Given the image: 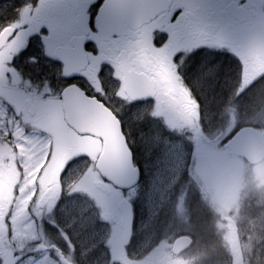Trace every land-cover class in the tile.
Wrapping results in <instances>:
<instances>
[{"label":"flooded vegetation","instance_id":"1","mask_svg":"<svg viewBox=\"0 0 264 264\" xmlns=\"http://www.w3.org/2000/svg\"><path fill=\"white\" fill-rule=\"evenodd\" d=\"M161 2L165 9L149 23L102 38L95 24L105 0H0V10L6 11L0 34L13 30L0 49V219L5 229L0 264L219 263L217 253L192 261L187 256L192 246L173 255L174 241L187 236L196 244L194 236L186 230L175 239L167 236L173 230L170 216L150 215L138 201L165 147L172 145L181 171L173 195L184 205L191 195L189 183L182 180L190 174L191 131L216 133L223 113L244 119L237 102L247 105V115L262 123L256 127L264 133V0ZM80 50L86 67L65 77L59 53L78 55ZM220 69L231 72L236 89L227 106L211 114L207 85ZM70 87L97 100L119 122L139 171L135 187L122 190L89 177L102 142L65 122L62 95ZM29 147L44 157L32 170L20 161ZM99 181L102 190L95 187ZM98 192L116 196L113 215L96 219L93 208L77 205L92 201L93 194L101 196ZM194 195L195 211L214 230L209 236L216 245H208L216 247L218 212L202 193ZM20 197L29 229L18 243L11 219ZM123 199L133 208L128 246L118 209Z\"/></svg>","mask_w":264,"mask_h":264},{"label":"rangeland","instance_id":"2","mask_svg":"<svg viewBox=\"0 0 264 264\" xmlns=\"http://www.w3.org/2000/svg\"><path fill=\"white\" fill-rule=\"evenodd\" d=\"M9 56L13 60L12 55L9 54ZM3 63L4 59L0 57V67L3 66ZM226 102L227 100L224 104ZM240 102L242 101L237 102L236 105L241 116L248 121L246 123L243 119V123L254 124L253 118L247 115L249 114L247 105L241 106ZM217 121L223 126L218 133L202 135L201 132L191 131L189 151H187L190 174L187 177H182V180L187 184L189 183V186H194L199 193H202L204 200L216 209L218 215H221L220 220L218 218L216 220V226L222 233V244L227 251H230L234 240V235H232L233 222L237 225H244L243 218L248 219L252 229V236L251 238L249 237V241L251 240L253 244L245 246L244 256L251 262L250 255L254 249V244L258 246L262 258L264 257V214L258 205L252 204L255 202L264 206V164L263 166L251 167L237 158H232L226 151H223L221 147L222 141L234 130L237 118L230 113L226 117L223 113V117L217 118ZM214 124L218 126L216 122ZM258 124L261 125L262 123L259 122ZM175 148L172 145L165 147L164 155L161 158L162 162L155 164L150 180L145 182L138 201V207L141 206L142 211L148 212L150 215H156L161 212L163 215L166 214V218L169 215L168 223L174 222L176 224L175 227L171 225V229L175 233L181 230L189 231L194 236L196 247L194 252L187 254V256L192 261L200 260L204 255L203 246L209 244L211 242L210 238H213V236L210 237L209 233H204L200 230L201 220L197 212L199 209L195 207L191 211L188 210L194 204V200L189 198L182 205L180 199H178L179 197L176 198L173 195L175 187H180V184L177 185L175 183L178 180L175 177L180 171L178 166L179 158ZM43 159L41 151L35 147H29L20 154L22 165L29 170L35 168ZM94 172L95 170L93 169L91 177L95 178L96 172ZM99 194L101 196L93 194L92 201H76V203L87 208L90 206L96 213V219H103L106 214H114L113 201L116 196L107 197L102 195V193ZM16 202L17 207L11 223L14 239L16 242L21 243L23 230H27L29 227L24 223L22 216V209L24 208L23 198L20 197ZM104 226L108 228L107 225ZM151 234L152 232L147 235L150 236ZM171 234V232H167V236ZM213 241H215L214 238ZM152 244L155 245V242ZM111 247H114L112 240ZM208 249L211 253L216 250L211 247ZM238 251H240L239 243ZM218 264H233V259L227 256L219 261Z\"/></svg>","mask_w":264,"mask_h":264},{"label":"water","instance_id":"3","mask_svg":"<svg viewBox=\"0 0 264 264\" xmlns=\"http://www.w3.org/2000/svg\"><path fill=\"white\" fill-rule=\"evenodd\" d=\"M150 0H106L100 10L96 22V29L101 36L119 35L127 27H136L151 19L157 12ZM10 30L0 36V48L9 39ZM79 55L64 52L60 55L65 65V73L75 72V64ZM64 110L67 122L80 133L93 134L105 141V148L96 165L97 171L103 177H109L116 185L128 189L138 180V170L133 167L131 153L126 146L125 139L109 112L105 111L95 101L87 99L80 91L70 90L63 95ZM117 146L118 149H115ZM226 146L235 155L244 157L251 164H257L264 159V136L252 128H245L238 132ZM107 152V153H106ZM106 153V154H105ZM120 157L124 162L120 165H110L108 159ZM123 213L122 227L124 241L128 243L132 228V211L127 202L120 204ZM190 239H178L173 248L175 254L190 245ZM234 264H241L237 239L232 245Z\"/></svg>","mask_w":264,"mask_h":264},{"label":"trees","instance_id":"4","mask_svg":"<svg viewBox=\"0 0 264 264\" xmlns=\"http://www.w3.org/2000/svg\"><path fill=\"white\" fill-rule=\"evenodd\" d=\"M5 12H6L5 9L0 10V23L5 18V14H6ZM233 82H234V78L231 72L229 70L223 71V69H220L218 72H216V77H214L213 82H209V84L207 85V88L210 91L208 102H209V107L211 104V108H210L211 114H217L220 111V108L222 107V105L224 108L229 103L228 101L230 100V98L231 97L233 98L234 92L236 89V86H234ZM226 100L227 102L224 104ZM192 208H194L193 205L190 207V211L192 210ZM261 209L264 212V206H262ZM198 214L201 220L200 230L204 233L213 232V229L210 228L208 221L202 220V216H203L202 213L198 212ZM205 216L207 218L209 217L207 214H205ZM244 236L248 237V240H249V237L251 238L252 236V229L249 224L247 226V235L244 232ZM210 241H213L212 237L210 238ZM244 241L245 239L243 240V242ZM212 243L215 244L214 241ZM249 244L251 245L253 244V242L250 240ZM195 247H196V244L194 248ZM210 247L212 249L216 248L215 246L206 244L203 246L204 254H209V255L212 254L211 252H209V249H208ZM250 259H251V262L248 259L249 264H264V257L262 258V255L259 253L258 246L256 244H254V249L251 252ZM246 264H248L247 261H246Z\"/></svg>","mask_w":264,"mask_h":264}]
</instances>
